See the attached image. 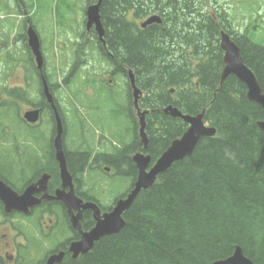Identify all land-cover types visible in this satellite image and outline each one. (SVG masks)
Returning <instances> with one entry per match:
<instances>
[{
	"label": "trees",
	"instance_id": "trees-1",
	"mask_svg": "<svg viewBox=\"0 0 264 264\" xmlns=\"http://www.w3.org/2000/svg\"><path fill=\"white\" fill-rule=\"evenodd\" d=\"M153 15L161 23L141 28ZM100 16L107 60L115 71L131 69L144 94L140 106L149 110L151 163L186 130L163 113L168 105L189 116L204 111L216 135L201 139L191 156L139 193L123 215V229L70 264H214L237 246L252 264H264V131L257 125L262 109L235 77L220 85L219 34L233 38L263 95L264 46L237 34L218 0H102ZM6 94L14 99V91ZM131 115L126 117L135 127ZM134 138L113 161L116 172L132 181L137 171L130 154L141 151Z\"/></svg>",
	"mask_w": 264,
	"mask_h": 264
},
{
	"label": "rangeland",
	"instance_id": "rangeland-1",
	"mask_svg": "<svg viewBox=\"0 0 264 264\" xmlns=\"http://www.w3.org/2000/svg\"><path fill=\"white\" fill-rule=\"evenodd\" d=\"M16 1L21 6L23 16L16 14L18 10L15 0L0 2V11H3L1 6H4V10H10L8 12L12 14H7L11 16L4 20L0 16V90L21 86L27 93V101L16 104L4 92L0 93L2 157L7 158L6 163L14 167L15 153L20 149L26 156L36 153L35 147H31L27 128L20 123L24 111L35 104L39 96L37 83L31 76L30 60L33 56L23 40L26 25L34 26L36 30L45 60L46 72L43 73L46 77L48 75V82L54 89L53 97L65 114L68 149L80 146L87 151L92 150V153L100 151L101 154H109L111 148L122 145L129 136L130 123L124 108L125 81L119 76L110 77L111 67L100 57L94 40L84 31L83 10L87 6L85 0H23L25 4H29L30 10H27L22 0ZM218 3L228 10L236 30L242 31L245 28L255 44L264 46V0H219ZM28 18L30 23L22 26V21ZM87 37L92 40L88 41ZM3 41H7L5 46ZM75 55L79 58L75 59ZM75 63H79V68L74 73L76 75L63 81L66 77H62L63 71L67 75ZM67 81L69 85L65 86ZM55 83L60 88H55ZM101 84L105 88H101ZM73 110L81 120L85 135L79 134L80 125ZM14 113L18 114V118L15 119ZM33 130L36 132L37 128ZM24 153H21L22 156ZM100 164L87 169L83 177V190L90 196H95L101 206L106 207L127 190L130 181L124 176L115 175L111 170L105 174L102 171L104 165ZM27 220L33 221L37 231L44 229L47 232V224L41 226L42 219L39 217ZM15 222L24 226L27 224L32 231L36 230L27 221L26 224L19 219ZM12 236L13 233H10V239ZM44 252L43 247L41 253Z\"/></svg>",
	"mask_w": 264,
	"mask_h": 264
},
{
	"label": "flooded vegetation",
	"instance_id": "flooded-vegetation-1",
	"mask_svg": "<svg viewBox=\"0 0 264 264\" xmlns=\"http://www.w3.org/2000/svg\"><path fill=\"white\" fill-rule=\"evenodd\" d=\"M38 80L42 90L41 78L38 77ZM20 88L21 86H16V89ZM38 99L39 101L28 106L26 111H38L39 122L34 125L24 124L29 131L37 128V133L29 132L28 136L31 137V141L37 143L34 147L38 153L31 156H26L25 153L22 156L20 150L15 153L16 176L13 179L9 176L10 167L6 163L7 158L2 157L3 153H0V182L8 186L18 196L23 194L27 188L35 187L36 192L33 193V197L39 201V204L30 209L27 214H5L0 202V264H46L50 256L60 253L63 254L62 261L53 264H68V261L72 260V254L69 251L71 244L81 239L82 232H88L95 226L92 211L85 210L81 212L78 222L80 230L75 231L63 200L57 198L58 194L62 192L66 194L69 189L62 186L59 163L54 153L53 140L56 136L53 124L54 111L42 95ZM56 110L63 118V157L67 170L71 172L74 196L82 203L90 201L96 203L101 214L109 212L111 206L103 209L96 199L83 190L84 186L78 177L79 171L83 169V159L87 157L94 161L95 157L85 153L75 154L68 149L65 140L68 125L61 109L56 106ZM39 183L43 184L42 187L38 186ZM35 216L42 219L41 226L47 224L46 233L44 229L37 231L33 221L27 220ZM17 219L25 224V221L31 223L36 230L32 231L27 224L24 226L16 223ZM45 219L46 221H44ZM10 233H13L11 239ZM43 247L45 252L41 253Z\"/></svg>",
	"mask_w": 264,
	"mask_h": 264
},
{
	"label": "water",
	"instance_id": "water-1",
	"mask_svg": "<svg viewBox=\"0 0 264 264\" xmlns=\"http://www.w3.org/2000/svg\"><path fill=\"white\" fill-rule=\"evenodd\" d=\"M101 0L97 4L90 6L87 9V27L89 28L92 24H95L96 30L102 32V26L99 17V6ZM158 17H150L142 27H145L152 23H159ZM36 38L32 32H30L29 44L33 52L37 55V45ZM220 49L223 51V62L225 67L222 71L221 80L223 81L229 75H234L239 81L245 84L247 88V98L250 101L262 107L263 120L258 123V126L264 131V96L261 94L259 86L253 76V74L243 65L238 47L229 39L225 34H221L220 38ZM39 56V54H38ZM129 79L131 86L133 87V97H134V107L137 108V98L138 90L134 87L133 76L129 73ZM48 101L50 102V97L48 96ZM172 117H177L182 119L186 124H188V129L186 132L177 140L172 142L170 147L161 155V157L155 162L149 171H146L150 158L149 156H143L136 154L133 156L132 161L138 170L137 179L133 185L132 190L126 196L125 199H120L115 203L114 208L108 214H104L100 217L99 210L93 204L80 205V202L76 200L73 196V192L70 190L68 194H63V196H58V198L63 199L65 205L69 211L78 210H93V217L96 221L94 228L87 234H84L82 240L71 246L70 250L73 252V257L75 258L78 254L87 253L93 246L94 242L98 241L100 238L111 236L117 234L123 227L124 221L122 219V214L130 208L133 201L139 194L141 190H146L153 185L156 177L164 172H166L170 166L178 161L189 157L197 146L199 140L203 137H213L215 135V129L211 127H206L203 123V114L196 117H189L182 115L179 111L172 107H167L164 110ZM145 113L137 112V117L139 119V135L141 138V143L143 148H146L147 139L144 134V116ZM24 118L28 122H35L37 120L36 113H26ZM61 127L59 120H57V137L54 141L55 150L57 153V159L60 163V175L64 187H71V177L69 176L66 168L65 162L62 155L61 149ZM35 188H28L21 196L15 195L8 187L0 182V201L3 203L5 211L7 213L11 211H22L27 212L28 208L37 205L38 201L32 198V193ZM59 195V194H58ZM80 215L76 216L78 219ZM77 220H75L76 224ZM58 257H52L48 264H52L58 261ZM214 264H252L247 258H245L239 248H236L233 255L226 260L215 262Z\"/></svg>",
	"mask_w": 264,
	"mask_h": 264
},
{
	"label": "bare ground",
	"instance_id": "bare-ground-1",
	"mask_svg": "<svg viewBox=\"0 0 264 264\" xmlns=\"http://www.w3.org/2000/svg\"><path fill=\"white\" fill-rule=\"evenodd\" d=\"M214 31H215V30H214ZM206 37H207V36H206ZM213 38H214V37H213ZM211 39H212V38H211ZM212 41H213V40H212ZM112 66H113V65H112ZM114 67H115V66H114ZM1 131H2V130H1ZM66 152H67V151H66ZM69 153H71V152H69ZM68 156H69V155H68ZM71 156H72V155H71ZM89 156H90V155H89ZM76 158H77V157H76ZM81 158H82V157H81ZM86 158H87V157H86ZM86 158H85V159H86ZM75 160H76V159H75ZM74 163H75V162H74ZM78 164H79V163H78ZM81 164H82V163H81ZM13 165H14V164H13ZM95 166H96V165H95ZM16 168H17V167H16ZM78 168H79V167H78ZM94 169H95V168H94ZM94 169H93V170H94ZM95 170H96V169H95ZM90 171H91V170H90ZM92 185H93V184H92ZM88 198H89V197H88Z\"/></svg>",
	"mask_w": 264,
	"mask_h": 264
}]
</instances>
